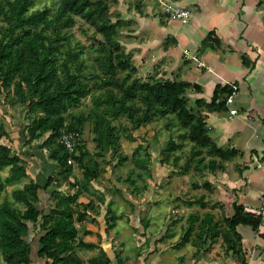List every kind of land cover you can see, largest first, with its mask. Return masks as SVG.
I'll return each instance as SVG.
<instances>
[{
  "label": "rangeland",
  "instance_id": "1",
  "mask_svg": "<svg viewBox=\"0 0 264 264\" xmlns=\"http://www.w3.org/2000/svg\"><path fill=\"white\" fill-rule=\"evenodd\" d=\"M89 1L98 10H105L108 24L117 23L110 39L96 28L101 25V17L95 16L90 21L73 17L71 26L59 28L65 39L61 40L63 47L58 61L66 59L68 53L73 54L75 59L71 63L73 66L77 62L81 64L79 79L90 89V93L77 106L69 108L64 114V126L78 130L81 151L94 158L97 172L94 178L85 182L83 166L88 162L86 156L80 165L75 163L69 167L70 173L65 172L66 165L54 162L55 168L49 175L51 181L45 193L46 204L50 208L55 204L50 195L52 192L76 194L77 200L73 208L84 212L85 216H96L99 229L104 235L111 237L114 247L123 254H119L120 260L142 255L152 246L157 236L161 238L155 240V246L159 240L175 244L186 232L185 239L192 240L194 246L200 247L202 254L213 252V255L218 256L226 253L240 258L238 247L230 251L221 237L222 231L227 230L225 218L233 214L232 206L227 209L221 200L223 182L228 178L233 179L236 173L232 167L230 171L227 170L226 161L231 158H220V152L229 148L219 145L214 139L206 119L207 111L212 110L207 104L210 100L202 103L197 99L196 85L186 82L190 86L179 95L181 101L175 111H169L165 115L152 113L149 121L140 126L134 125L125 116L109 117L117 135L118 146L107 153L96 151L94 120L90 114L94 109V96L103 94L106 90L93 86L98 76L103 75L99 51L96 49L99 44L105 43L113 47L110 51L111 59L116 64L124 65L119 67L117 76L121 78L127 75V83L136 80L140 85L176 80L170 78L167 71L161 74L159 64L148 65L150 55L142 59L141 50L136 44L130 43L134 39L132 26L135 23L133 21L138 19L136 13L139 10L140 15L143 14L142 0ZM58 3L59 0H34L31 9L45 8L52 15ZM154 4L161 15L171 20L163 12L159 0H155ZM151 16L155 17V14ZM50 33V29H47V34ZM137 40L139 39L136 42ZM182 54L188 60L191 59L187 50H183ZM155 59L157 57L152 56V62ZM196 63L204 66L200 61ZM13 96L12 86L0 94V122L7 134L0 137V143L7 145L11 154L19 157L18 165L30 172L34 166L31 162L34 159L30 157L39 158L38 152H41L49 159L50 148H54L55 144L42 147V141L48 135L44 134L31 144L21 145V140L27 137H24L25 127L34 115L15 103ZM135 104L142 107L140 100H135ZM82 119L83 123L79 124ZM22 151L27 152L26 157ZM10 169L9 165L0 170V182H5ZM29 181L32 178L27 174L14 183L3 184L0 188V200L6 198L14 207L22 209L21 204L13 202L10 193ZM84 183L85 189L82 186ZM172 206L185 212L180 217L174 215L167 222L166 216ZM207 216L211 217L209 225L205 221ZM213 223L217 224L214 230ZM177 236V241H173Z\"/></svg>",
  "mask_w": 264,
  "mask_h": 264
},
{
  "label": "trees",
  "instance_id": "2",
  "mask_svg": "<svg viewBox=\"0 0 264 264\" xmlns=\"http://www.w3.org/2000/svg\"><path fill=\"white\" fill-rule=\"evenodd\" d=\"M33 2L34 0H0V94L12 86L15 103L34 115L25 127L24 137H27L24 144H31L48 134L41 146L47 148L55 144L54 148H50L49 159L61 166L66 165L65 172L70 173V165H67L69 154L57 141L62 129L78 132L75 128L64 126V114L69 108L77 106L90 93V89L79 79L78 70L81 64L77 62L73 66L71 63L75 59L73 54L68 53L66 59L58 61L63 47L61 40L65 39L59 28L71 26L73 17L90 21L99 16L101 25L96 28L110 39L117 23L108 24L105 10L100 11L97 6L93 7L89 0H59L52 15L45 8L32 10ZM47 29H50V34H47ZM96 49L99 51L103 75L98 76L93 86L106 90L103 94L94 96V109L90 117L94 120L96 151L107 153L118 146L117 135L109 117L125 116L134 125L140 126L149 121L152 113L165 115L169 111H175L180 105L179 95L190 85L183 81L139 85L134 80L127 83V75L121 78L117 76L119 67L124 65L116 64L111 59L110 51L113 47L101 43ZM230 93L228 86L221 89L217 86L207 103L211 106L210 109L224 107V100ZM216 99L221 102L216 104ZM135 100H140L142 107L137 106ZM83 121L84 119L78 122L81 124ZM6 135L0 122V137ZM75 152L73 157L76 164L80 165L83 157L88 158L87 164L83 166V173L85 182L91 180L96 176L97 162L89 153L81 151L80 138ZM237 152L235 149L221 151L220 158L228 160ZM18 161L19 157L12 155L11 149L0 143V170L11 166L10 175L5 178L4 183L0 182V188L3 184H11L27 176ZM50 181L51 177L48 176L42 186L29 181L22 188L13 189L10 196L14 203L22 205V209L14 207L6 198L0 200L2 262L31 264L32 249L36 247V256L44 259L47 264H83L74 254V248L94 247L77 241L78 229L75 223L82 221L85 214L73 208L77 200L76 194L65 195L55 191L50 194L55 202L53 207L50 208L46 203L41 204ZM82 186L85 189V183ZM47 208L50 209L46 212ZM205 221L208 225L211 224V217L207 216ZM224 221L227 230L222 231L223 242L228 249L238 247L241 250V236L237 227L249 226L255 231L260 219L242 204L234 202L233 214ZM216 227L217 224L213 223L212 229ZM186 234L187 232L181 242L185 241ZM87 264H110V260L100 251V255L87 260ZM242 264H245L244 260Z\"/></svg>",
  "mask_w": 264,
  "mask_h": 264
},
{
  "label": "crops",
  "instance_id": "3",
  "mask_svg": "<svg viewBox=\"0 0 264 264\" xmlns=\"http://www.w3.org/2000/svg\"><path fill=\"white\" fill-rule=\"evenodd\" d=\"M153 1L142 0L143 14L140 15L139 10L136 13L138 19L133 21L134 39L130 43L138 46L142 59L150 55L148 65L159 64L161 74L167 71L176 81L196 85L197 99L202 102L211 99L217 86L221 89L229 83L235 84L234 98L228 107L207 111L206 119L217 143L238 151L226 161L227 170L232 167L236 174L233 179L223 182L221 200L227 209L233 208L236 202L257 216L264 184V0H170L191 11L187 24L161 15ZM183 50L196 60L184 57ZM152 56L157 57L154 62ZM198 61L204 66H198ZM229 109H235L237 113L232 115ZM23 153L27 155V152ZM38 155L39 158L30 157L34 159L31 160L34 166L26 175L42 186L53 172L55 163L41 152ZM45 197L41 201L43 205ZM172 208L176 209V206L169 209ZM183 214L174 215L180 217ZM90 215L75 223L77 241L94 246L74 248V254L83 264L98 257L100 251L105 253L110 264H242L243 260L246 264L253 246L251 264H264V221L258 239L251 227H237L241 236L240 258L226 253L218 256L213 252L202 254L192 240L177 241L178 236L173 240L177 241L175 244L159 240L155 246V240L161 238L157 236L142 255L120 260L123 254L114 247L111 237L99 229L96 216ZM168 215L167 222L174 216L170 211ZM35 252L36 247H33L31 264H47ZM0 264L6 263L0 260Z\"/></svg>",
  "mask_w": 264,
  "mask_h": 264
},
{
  "label": "built area",
  "instance_id": "4",
  "mask_svg": "<svg viewBox=\"0 0 264 264\" xmlns=\"http://www.w3.org/2000/svg\"><path fill=\"white\" fill-rule=\"evenodd\" d=\"M159 4L162 7V10L164 13H166L169 18L171 20H175L178 21L179 24H187L190 20V16H191V11L187 8H182L178 5H175L174 3H172V1L170 0H159ZM188 55V54H186ZM193 60H196V58L194 56L190 57ZM199 65H202L201 63H199ZM203 67V66H202ZM227 86L231 89V93L229 95L226 96V99L224 100V107H228V105L232 102L233 98H234V93L236 90V86L233 83H229L227 84ZM221 100L220 99H216L215 103L218 104L220 103ZM230 114H236L237 110L235 109H229ZM78 140H79V134L76 131H70V130H66V129H62L61 130V134L59 137V142L60 144H62L64 146V148L67 150L69 157L67 160V164L68 165H75V160L73 155L76 154V146L78 145ZM179 213H184V210L180 209L177 210L175 208L170 209V214L174 215V214H179ZM259 224L257 225V228L255 230V239H258L259 235L261 234L260 229L262 226V223L264 221V184H263V188H262V196H261V202H260V210H259ZM254 250L255 247L253 246L247 260H246V264H251L252 260H253V254H254Z\"/></svg>",
  "mask_w": 264,
  "mask_h": 264
}]
</instances>
